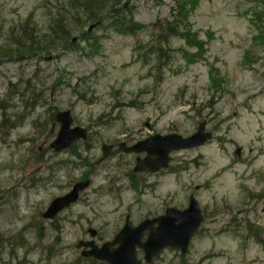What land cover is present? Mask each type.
<instances>
[{"label":"rangeland","instance_id":"obj_1","mask_svg":"<svg viewBox=\"0 0 264 264\" xmlns=\"http://www.w3.org/2000/svg\"><path fill=\"white\" fill-rule=\"evenodd\" d=\"M69 2L0 0V51L28 19L41 36L63 5L72 20ZM127 3L143 26L135 34L103 22L89 32L96 49L74 30L73 46L50 57L0 60V264H104L81 256L88 229L102 246L126 217L138 225L186 209L190 196L205 215L201 230L186 254L166 249L154 264H264V0H198L190 23L199 48L160 40L175 0ZM66 110L88 136L56 153L55 115ZM202 122L212 139L172 152L157 174L134 173L145 154L118 149L189 137ZM105 144L113 150L102 159ZM85 179L76 204L42 217Z\"/></svg>","mask_w":264,"mask_h":264},{"label":"water","instance_id":"obj_2","mask_svg":"<svg viewBox=\"0 0 264 264\" xmlns=\"http://www.w3.org/2000/svg\"><path fill=\"white\" fill-rule=\"evenodd\" d=\"M92 28L90 27V30ZM55 120L59 124V130L50 147L56 153L68 149L77 140L85 139L88 136L86 129L72 127L73 118L70 110L57 112ZM211 139L212 134L205 131V123L203 122L199 125L197 132L187 138L178 134L154 135L131 147L120 144L119 148L125 153H146L144 159H137L134 168L135 173L145 171L157 173L169 167L170 153L202 146ZM101 150L103 159L107 158L112 153V146L105 144ZM89 186L90 180L76 183L70 192L55 198L42 217L46 220H54L62 211L75 204ZM203 221L202 212L196 200L191 197L188 208L185 210L169 208L164 216L143 221L136 227L132 225L129 217H126L123 228L113 241L107 242L101 247H98L93 239L86 242L80 241L78 248L82 249V257L93 258L105 264H141L142 262L137 256V249L144 252V258L147 262L165 248H176L182 254H186L191 238L199 231ZM155 224L157 227H154ZM147 230H149V234L143 241L144 233ZM88 233L92 238L96 236L94 229H88Z\"/></svg>","mask_w":264,"mask_h":264},{"label":"trees","instance_id":"obj_3","mask_svg":"<svg viewBox=\"0 0 264 264\" xmlns=\"http://www.w3.org/2000/svg\"><path fill=\"white\" fill-rule=\"evenodd\" d=\"M126 1L128 2V0H70V9L73 10L72 20L65 16L66 6L63 5L56 12V16L50 18L49 28L44 36L35 31L34 25L30 26L28 19L20 25L18 39L14 35L9 39L10 42L14 41L12 45L14 47L0 51V60L6 57L17 59L50 57L53 53L73 46L74 30L80 31L82 40L88 42L91 39L90 46L96 49L99 37H91L88 29L103 22H111L112 26L122 34H135L143 26L134 20L133 6L126 4ZM197 2L198 0H175L170 10L171 19H167L162 28L164 36H159L162 42L177 38L185 41L190 48H199L202 45L197 34L192 31L190 23V16ZM257 29L262 30L260 27ZM258 38L264 45V36Z\"/></svg>","mask_w":264,"mask_h":264},{"label":"flooded vegetation","instance_id":"obj_4","mask_svg":"<svg viewBox=\"0 0 264 264\" xmlns=\"http://www.w3.org/2000/svg\"><path fill=\"white\" fill-rule=\"evenodd\" d=\"M152 218H155V217H152ZM156 261H157V257L153 258L150 263H143V264H154Z\"/></svg>","mask_w":264,"mask_h":264},{"label":"bare ground","instance_id":"obj_5","mask_svg":"<svg viewBox=\"0 0 264 264\" xmlns=\"http://www.w3.org/2000/svg\"><path fill=\"white\" fill-rule=\"evenodd\" d=\"M118 149L120 150V148H119V146H118ZM112 150H113V147H112ZM112 154V153H111ZM88 178V177H87ZM85 180H90V179H85ZM85 180H83V181H85ZM80 182H82V181H80ZM90 184H91V180H90Z\"/></svg>","mask_w":264,"mask_h":264}]
</instances>
